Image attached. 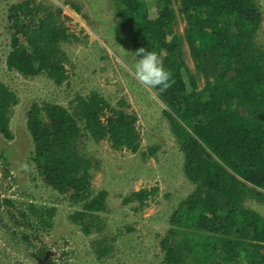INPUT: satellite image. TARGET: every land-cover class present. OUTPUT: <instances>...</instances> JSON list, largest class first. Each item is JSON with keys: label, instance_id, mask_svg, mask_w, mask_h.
<instances>
[{"label": "trees", "instance_id": "trees-1", "mask_svg": "<svg viewBox=\"0 0 264 264\" xmlns=\"http://www.w3.org/2000/svg\"><path fill=\"white\" fill-rule=\"evenodd\" d=\"M173 2L153 0L156 17L147 0H114V8L129 46L156 52L171 73V87L160 92L170 110L164 115L181 145L184 174L195 185L173 218L183 230L182 246L176 249L192 264L205 259L207 264H264V218L244 207L242 199L246 190L254 197L261 195L257 189L264 190V47L259 39L264 16L257 0H176L177 8ZM178 14L186 21L184 35L176 29ZM49 17L34 18L21 29L16 16L7 65L24 76L45 72L61 84L67 77L62 45L71 37ZM19 33L31 52L19 44ZM9 102L19 104L0 84V117ZM46 110L49 123L37 107L28 122L39 171L74 204L104 210L105 193L91 191L92 162L74 144L85 135L109 136L113 148L139 152L136 119L96 91L77 96L71 110L56 105ZM0 126L6 129L7 122ZM154 191L134 192L124 202L143 204Z\"/></svg>", "mask_w": 264, "mask_h": 264}, {"label": "rangeland", "instance_id": "rangeland-1", "mask_svg": "<svg viewBox=\"0 0 264 264\" xmlns=\"http://www.w3.org/2000/svg\"><path fill=\"white\" fill-rule=\"evenodd\" d=\"M257 2L264 16V0ZM152 3L147 0L156 17ZM114 6V0H0V84L19 103L13 107V98L0 117L7 122L6 129L0 126V264H192L176 249L182 246L183 230L173 218L195 185L184 174L185 158L164 115L170 110L160 88L141 86L134 77L138 57L122 34ZM46 15L71 37L62 45L67 77L61 84L45 72L24 76L7 65L16 16L23 29ZM177 20V32L184 35L186 21L180 14ZM259 39L264 47V22ZM17 40L31 52L23 33ZM184 48L195 72L187 43ZM93 91L136 119L141 144L136 153L115 149L109 136L97 139L86 131L90 135L74 144L92 162L93 195L105 193L102 211H87L50 186L35 160L28 125L34 107L49 123L48 107L71 110L77 96ZM154 147L159 149L151 153ZM143 189H155L143 204L124 202ZM257 190L261 195L256 197L246 190L243 204L264 218V190Z\"/></svg>", "mask_w": 264, "mask_h": 264}, {"label": "clouds", "instance_id": "clouds-1", "mask_svg": "<svg viewBox=\"0 0 264 264\" xmlns=\"http://www.w3.org/2000/svg\"><path fill=\"white\" fill-rule=\"evenodd\" d=\"M135 54L138 59L134 65V77L141 86L160 88L161 91L171 87V73L165 69L156 52L148 51L142 47ZM24 167L27 166L24 165Z\"/></svg>", "mask_w": 264, "mask_h": 264}]
</instances>
